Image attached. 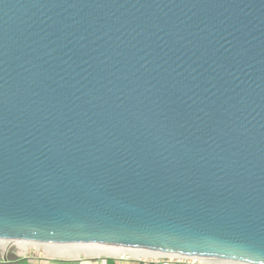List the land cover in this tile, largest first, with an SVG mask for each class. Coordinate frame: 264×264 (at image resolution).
<instances>
[{
	"label": "water",
	"instance_id": "95a60500",
	"mask_svg": "<svg viewBox=\"0 0 264 264\" xmlns=\"http://www.w3.org/2000/svg\"><path fill=\"white\" fill-rule=\"evenodd\" d=\"M0 240L264 264V0H0Z\"/></svg>",
	"mask_w": 264,
	"mask_h": 264
},
{
	"label": "crops",
	"instance_id": "0c3cea01",
	"mask_svg": "<svg viewBox=\"0 0 264 264\" xmlns=\"http://www.w3.org/2000/svg\"><path fill=\"white\" fill-rule=\"evenodd\" d=\"M126 254L113 257L98 256V257H76L69 259H56L42 256L39 254H27V256L18 257L13 260H5L4 256L0 258V264H199L190 262L189 260H169L166 257H131L125 258Z\"/></svg>",
	"mask_w": 264,
	"mask_h": 264
},
{
	"label": "rangeland",
	"instance_id": "374dc122",
	"mask_svg": "<svg viewBox=\"0 0 264 264\" xmlns=\"http://www.w3.org/2000/svg\"><path fill=\"white\" fill-rule=\"evenodd\" d=\"M0 244H5V248H3V250L2 248H0V258L7 253L15 255L16 252H18L19 248H21L18 246L19 243L17 244V243L9 242V241H0ZM21 246L23 248L24 256H27V254L29 253V254H39L42 256H46L49 258H56V259L57 258L58 259H69L73 257L76 258V255L73 253H79L80 251L82 252L86 248V246H80V247L79 246H69V247L58 246L57 247V246H46V245L29 244V243H22ZM52 249L57 251V253L61 255H54V256L49 255V250H52ZM87 249H89V247ZM68 254H70V256ZM83 256H86V255H83L81 253L77 257H83ZM101 256H106V255H101ZM88 257H96V256H88ZM106 257H113V256H106ZM121 257L129 258V256H121ZM189 261L195 262V263L197 262V261H193L190 259ZM197 263L204 264L200 262H197Z\"/></svg>",
	"mask_w": 264,
	"mask_h": 264
},
{
	"label": "bare ground",
	"instance_id": "6f19581e",
	"mask_svg": "<svg viewBox=\"0 0 264 264\" xmlns=\"http://www.w3.org/2000/svg\"><path fill=\"white\" fill-rule=\"evenodd\" d=\"M3 241V240H0ZM18 244L19 247L22 248L21 246V242H16ZM89 247V249H87ZM0 248H5V244H0ZM86 255V256H101V255H106V256H117V255H124L126 254L127 256H131V257H142V258H150V257H162L163 255L160 253H154V252H149V251H141V250H127V249H117V248H112V247H104V246H86V248L79 253H73L77 256H79L80 254ZM72 254V253H71ZM49 255L54 256V255H61L59 253H57V251L55 250H49ZM70 256V254H68ZM66 257V256H65ZM193 261H197L200 263H204V264H214V263H218V264H233V263H228V262H224V261H216V260H209V259H197V260H193Z\"/></svg>",
	"mask_w": 264,
	"mask_h": 264
},
{
	"label": "built area",
	"instance_id": "2783aa9c",
	"mask_svg": "<svg viewBox=\"0 0 264 264\" xmlns=\"http://www.w3.org/2000/svg\"><path fill=\"white\" fill-rule=\"evenodd\" d=\"M14 243H16V242H14ZM23 254H24L23 253V248H19V250H18V252H16L15 256L22 257V256H24ZM166 258L169 259V260H177V261L189 260V259H184V258H171V257H166Z\"/></svg>",
	"mask_w": 264,
	"mask_h": 264
},
{
	"label": "trees",
	"instance_id": "16d2710c",
	"mask_svg": "<svg viewBox=\"0 0 264 264\" xmlns=\"http://www.w3.org/2000/svg\"><path fill=\"white\" fill-rule=\"evenodd\" d=\"M4 258H5V260H7V261H9V260H13V259H17V258L15 257V255H12V254H10V253L5 254V255H4Z\"/></svg>",
	"mask_w": 264,
	"mask_h": 264
}]
</instances>
